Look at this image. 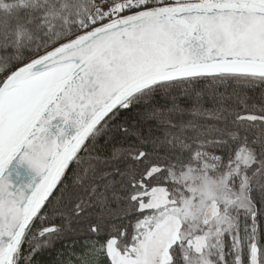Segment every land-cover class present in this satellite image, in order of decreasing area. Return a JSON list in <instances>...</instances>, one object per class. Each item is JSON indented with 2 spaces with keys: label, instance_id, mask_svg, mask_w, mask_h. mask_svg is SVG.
<instances>
[{
  "label": "snow or ice",
  "instance_id": "1",
  "mask_svg": "<svg viewBox=\"0 0 264 264\" xmlns=\"http://www.w3.org/2000/svg\"><path fill=\"white\" fill-rule=\"evenodd\" d=\"M0 264H264V0H0Z\"/></svg>",
  "mask_w": 264,
  "mask_h": 264
},
{
  "label": "trees",
  "instance_id": "2",
  "mask_svg": "<svg viewBox=\"0 0 264 264\" xmlns=\"http://www.w3.org/2000/svg\"><path fill=\"white\" fill-rule=\"evenodd\" d=\"M59 250H62V247H61L60 244H57V245L55 246V248H54L52 251H50L49 253H47V254L44 256V260H45V261H51V260H53V259H57V258H58L57 253H58Z\"/></svg>",
  "mask_w": 264,
  "mask_h": 264
}]
</instances>
